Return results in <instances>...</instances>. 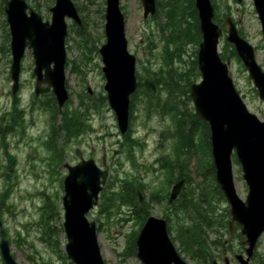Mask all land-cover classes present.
Wrapping results in <instances>:
<instances>
[{
	"label": "rangeland",
	"instance_id": "1",
	"mask_svg": "<svg viewBox=\"0 0 264 264\" xmlns=\"http://www.w3.org/2000/svg\"><path fill=\"white\" fill-rule=\"evenodd\" d=\"M5 1L0 0V120L14 107L10 77L11 54L5 49L9 45V43L7 45L9 27L4 12ZM25 1L42 16L44 21L51 20L49 9L54 6L55 0ZM165 1L157 0V3ZM74 2L81 8L80 19L83 25L80 27L73 20L67 19L65 73L69 100L61 114L52 95L45 98L47 103L43 106H40V101L35 100L36 81L33 76L34 59L31 51H26L22 61L21 91L15 103L18 109L27 114V122L31 117L33 123L27 126L22 139L14 135L8 139L13 153L18 158L10 174L6 173L5 161L0 159V194L7 188L9 182L12 184L6 202L0 201V241L5 239L9 242L11 254L18 264H72L65 253L63 196L64 179L68 171L64 166L66 163L76 165L79 162L75 152L80 148L85 159L94 158L100 168L107 167L110 172L108 182L100 195L99 205L88 215L89 220L95 221L99 227L98 239L105 264H142L137 258L136 246L133 251L135 243H132L141 230L137 216L127 215L129 211L127 207H122L120 210L115 208L112 215L107 216L101 212V207L107 202L110 190L118 191L120 181L128 179L138 186L136 191L143 194L144 204L149 203V215L165 218L168 198L162 203L153 202L151 199L156 197L158 190H162L164 196L166 193L169 194L175 182L181 180L179 172H176L170 177L169 182L165 167H162V162H157L168 158V155L172 156L176 151L177 138L170 134L177 129L176 121L172 114L167 111L162 113L158 108L150 115L145 113V103L141 93L137 100L138 110L131 120L130 127L133 130V139L139 140L143 146L133 151L135 163L132 164L127 159L126 153L129 150L124 144V136L121 137L118 131L114 111L104 100L107 97L104 91L106 81L99 50L106 40L104 32L106 0H75ZM215 2L222 15L227 12L223 17L222 25L216 21L223 28L219 43L220 55L225 51L229 55L231 49H234L226 40L225 19L231 16L241 37L255 48L256 60L264 70V39L253 0H215ZM120 6L126 20L125 33L129 52L136 57V75L139 84L142 82L138 88L149 90L143 87L145 79L155 83L154 79L157 76L161 79L167 78L166 72L172 68L162 55L164 41L160 37L159 26L166 25V19L162 11L155 15H158V18L144 19L141 0H120ZM79 29L84 31L88 42H83L74 32ZM90 35L96 39V47L92 46L94 42L89 41ZM151 42L156 45L155 49H149ZM198 47L199 45L196 46L194 43L188 44L182 57L172 61L173 68L180 72L192 68L193 61H197ZM224 60H229L230 76L248 109L263 120L264 102L259 98L243 63L239 58L234 57H225ZM198 73L194 75V83L201 80L200 72ZM139 76L142 77L141 80ZM162 90L160 94L165 100L167 90L165 89L164 93ZM181 99L184 104L179 108L184 106L186 111L195 113L192 99L187 100L183 96ZM64 113L82 114L87 125V127L83 126L85 131L82 133V130L81 132L72 130L68 136V133L60 128V125H64ZM53 122L58 126L55 135L51 127ZM51 139H55L53 145ZM92 148H96L97 153L93 154ZM104 155H106V166L103 163ZM186 163L185 171L190 174L191 180L188 182L190 185H186L184 179V185L193 189V185L201 183L196 172L198 160L193 157ZM232 169L237 193L245 201L248 188L235 156L232 159ZM213 204L216 213L229 210L227 219L229 221L230 206L227 201L214 199ZM177 226V223L173 224V234H176L174 228ZM239 232V227H236L232 235L223 232L224 243L215 252L214 259L219 264H226V259L229 264H239L235 255H245L244 245L235 247L244 240L243 237L238 236ZM216 236L217 234L212 233L210 240L213 241ZM227 244L233 249L223 248ZM174 245L188 264H202L187 256L179 242L175 241ZM255 252L264 257V235L259 240ZM0 264H5L1 253ZM251 264H254V258Z\"/></svg>",
	"mask_w": 264,
	"mask_h": 264
},
{
	"label": "water",
	"instance_id": "2",
	"mask_svg": "<svg viewBox=\"0 0 264 264\" xmlns=\"http://www.w3.org/2000/svg\"><path fill=\"white\" fill-rule=\"evenodd\" d=\"M141 2L145 19L155 14V0ZM253 2L264 39V0ZM195 7L202 35L197 57V68L202 81L191 86L190 97L196 114L209 125L216 180L230 206V232H234L237 224L241 227V235L245 237L242 241L246 246L245 255L238 254L235 258L239 264H250L257 243L264 235V116L262 121L249 111L233 84L229 62H224L219 55V41L223 30L214 21L211 0H195ZM50 12L51 21L44 22L25 0H6L5 14L11 33L13 58L12 93L15 96L19 89L21 61L26 49H29L35 61L36 95L52 88L59 110L62 111L68 100L65 87V39L68 34L66 19H72L79 25L82 22L72 0H56ZM105 18L106 43L99 50L106 80L104 89L116 115L119 131L125 135L129 129L131 98L138 87L136 57L128 50L120 0H106ZM225 23L228 30L227 42L235 47L259 98L264 102V70L257 63L255 49L240 36L231 17ZM45 83L48 84L47 91L41 88ZM144 86L156 91V86L149 79L144 82ZM234 154L248 188L245 201L239 197L234 182ZM77 155H80V150H77ZM7 161L8 168H12L14 158L7 154ZM65 167L68 175L64 180L63 226L67 238V258L73 264H105L98 243L96 223L89 221L88 214L98 205L109 171L100 169L94 159H81L76 166L66 164ZM183 185L184 180H181L172 187L170 202L178 198ZM8 192L9 189L2 194L3 200ZM136 246L137 257L143 264H188L171 241L164 219L150 216L138 236ZM0 248L6 264H16L6 240L1 242ZM214 264L218 262L215 261Z\"/></svg>",
	"mask_w": 264,
	"mask_h": 264
},
{
	"label": "trees",
	"instance_id": "3",
	"mask_svg": "<svg viewBox=\"0 0 264 264\" xmlns=\"http://www.w3.org/2000/svg\"><path fill=\"white\" fill-rule=\"evenodd\" d=\"M213 1L216 7L215 20L222 25L223 17L227 12L222 15L218 11L215 0ZM157 4L158 9L163 12L164 18L166 19V25L159 26L161 31L160 37H162L164 41L162 55L172 68L170 71L166 72L167 78L161 79L157 76V78L154 79L157 87L156 92L138 88L137 92L132 97L130 117L131 120H133L134 114L138 110L137 100L141 93L143 94L142 99L145 103V113L150 115L158 108L162 113L167 111L172 114V117L176 121L177 129L170 134H173V136L177 138L175 142L177 148L172 156L168 155L169 159L165 158L157 161L159 163L162 162V167H165L167 176L169 175V182L170 177H173L176 172H179V179H185L186 185H190L188 184L189 180H191L189 177L190 174L185 171L187 165L186 161L193 159V157L197 158L198 164L196 172L201 183L193 185V189H189L188 186L185 185L180 197L174 203H168L165 219L168 222V230L172 241L179 242L183 252L187 256L199 263L202 262V264H213L216 257L215 252H217L224 243L223 232L230 234L227 220L229 218V210L225 209L221 213H216V207L213 204L214 199H219L221 201L225 199L216 182L215 166L211 154L209 126L194 112L186 111L184 106L179 108V106L181 107V105L184 104V101L181 99L182 96L187 100H191L189 96L190 87L195 82L194 75L199 74L197 62L193 61L192 68L188 69L186 72H180L178 69H174L172 63V61L174 62L182 57L183 51L186 52V46L188 44L194 43L196 46L199 45L201 41L199 18L195 9L194 0H166L164 3L158 2ZM78 10L81 12L80 7H78ZM152 18H158V15ZM74 32L79 35L83 42H88L84 31L79 29ZM8 40L9 36L7 35V41ZM89 41L94 42L92 46L96 47V39H93L91 35L89 36ZM155 48L156 45H153L151 42L149 49L152 50ZM5 49L8 53L10 52L8 47ZM221 57L222 59L225 57L238 58L235 49H231L229 55L225 51L221 54ZM183 74H185V76H183ZM139 78L140 80L142 79L141 76H139ZM141 84L142 82H140L139 85ZM161 89H163V93L167 90V98L165 100L161 97ZM106 98L107 97H105L104 100L107 103ZM97 108L98 107H96V109ZM63 115L64 125H60V128L65 130L68 136L72 130L75 132H81L82 130V133L85 131L83 126L86 125V121L82 114L64 113ZM57 128L58 126L53 122L52 132H54V135L57 134ZM132 132L133 130L130 128L128 134L124 137V144L129 150V152L126 153L127 159L133 164L135 163L133 151L136 150L137 147H142L143 145L139 140L133 139ZM66 142L68 143V140ZM165 156H162V158ZM120 183V189L118 191L110 190V193L107 195V202L101 207V212L110 216L115 208L120 210L122 207H127L129 210L127 215H136L140 227H142L149 216V203L144 205L139 204V198L137 196L138 191H136L138 186L134 181L125 179L122 182L120 181ZM167 195L166 193L164 196L163 191L158 190L157 194H155L156 197H153L151 200L153 202L162 203L168 198ZM174 223L178 224V226L174 228L176 234L172 233ZM212 233L217 234L213 241L210 240ZM238 236L241 237V234L238 233ZM135 240L136 238L132 243H135ZM240 246L241 243H238L235 247L238 248ZM223 248L233 249L230 244H227ZM133 251H135V244L133 245ZM254 264H264V257L257 255L255 252Z\"/></svg>",
	"mask_w": 264,
	"mask_h": 264
},
{
	"label": "flooded vegetation",
	"instance_id": "4",
	"mask_svg": "<svg viewBox=\"0 0 264 264\" xmlns=\"http://www.w3.org/2000/svg\"><path fill=\"white\" fill-rule=\"evenodd\" d=\"M27 51H29V50H27ZM11 66H12V62H11ZM21 67H22V63H21ZM51 67H53V64L51 65ZM34 68H35V63H34ZM33 76H34L36 84H37V76L34 74V69H33ZM42 76L44 78L45 71L42 72ZM10 77H11V67H10ZM11 82H12V78H11ZM36 84H35V88H34V93H35V97H36L35 100L41 102L40 106H43L47 103V100H45V98L48 97L49 95L53 96V98H54L53 101L57 104V100H56L51 89L48 90L47 93H44L41 95H36ZM41 88L44 89L45 91H47V88H48L47 84H42ZM20 91H21V70H20V79H19V89H18L15 96L13 95V93H11L12 97L14 99V104H13L14 107L12 108V110L8 114L7 113L5 114V117H3L0 120V159H3V161H5V169H6V173H8V174H10V172H12L11 170L14 168V166H16L17 161H18L17 156L12 151V146H11L10 142L8 141V139L10 138V136H13V135L15 137H20L22 139V137L25 136L27 126L31 125L33 123V119L31 117L28 119V122H27V119H26L27 114L23 110H20L16 107L15 102H17L19 99L18 93ZM11 92H12V87H11ZM51 118L53 120L54 116ZM51 127H52V125H51ZM78 149H80V148H78ZM92 151H93V154L97 153L96 148H92ZM7 154H8V156H12L14 158V165L10 169H8ZM75 154H76V152H75ZM80 155L81 156H79V157L76 155L79 158V160H80V158H84L82 151H80ZM104 157H105V155L103 156V158ZM10 184H11V182H9V185ZM11 186H12V184H11Z\"/></svg>",
	"mask_w": 264,
	"mask_h": 264
}]
</instances>
